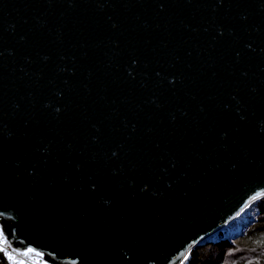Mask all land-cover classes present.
I'll return each mask as SVG.
<instances>
[{
  "label": "water",
  "instance_id": "95a60500",
  "mask_svg": "<svg viewBox=\"0 0 264 264\" xmlns=\"http://www.w3.org/2000/svg\"><path fill=\"white\" fill-rule=\"evenodd\" d=\"M262 197L264 0H0L13 250L181 264Z\"/></svg>",
  "mask_w": 264,
  "mask_h": 264
},
{
  "label": "trees",
  "instance_id": "16d2710c",
  "mask_svg": "<svg viewBox=\"0 0 264 264\" xmlns=\"http://www.w3.org/2000/svg\"><path fill=\"white\" fill-rule=\"evenodd\" d=\"M256 218L249 229L234 240L224 239L193 248L181 264H264V197L255 208ZM0 264H9L0 251Z\"/></svg>",
  "mask_w": 264,
  "mask_h": 264
},
{
  "label": "built area",
  "instance_id": "2783aa9c",
  "mask_svg": "<svg viewBox=\"0 0 264 264\" xmlns=\"http://www.w3.org/2000/svg\"><path fill=\"white\" fill-rule=\"evenodd\" d=\"M0 247H6V251L8 253V255H6L7 258H8L9 255H11L15 260L21 261V262H23V264H48L47 262H45L43 257L40 256L37 253L27 252L25 254V253L13 250L10 247V244L8 243V241H7V245L6 246L5 245H0ZM8 263L10 264L9 258H8Z\"/></svg>",
  "mask_w": 264,
  "mask_h": 264
},
{
  "label": "rangeland",
  "instance_id": "374dc122",
  "mask_svg": "<svg viewBox=\"0 0 264 264\" xmlns=\"http://www.w3.org/2000/svg\"><path fill=\"white\" fill-rule=\"evenodd\" d=\"M263 198V197H262ZM258 201V200H257ZM257 201L253 204V206H254V211L252 212L253 214H252V217H251V219L249 218V220H248V222H244V223H242V224H239V227H238V229H237V231H233L232 229H225V230H223V231H220L219 233H217L216 234V238L218 239V237H219V235H222L223 236V238L224 239H227V240H234L235 238H237V237H239V236H242L248 229H249V227L253 224V222H254V220H255V218H256V213H255V208H256V203H257ZM250 217V216H249ZM240 234L239 236H235L236 234ZM187 256H188V254H187ZM187 256H186V258H187ZM185 258V259H186ZM184 259V260H185ZM183 260V261H184ZM182 261V262H183Z\"/></svg>",
  "mask_w": 264,
  "mask_h": 264
},
{
  "label": "bare ground",
  "instance_id": "6f19581e",
  "mask_svg": "<svg viewBox=\"0 0 264 264\" xmlns=\"http://www.w3.org/2000/svg\"><path fill=\"white\" fill-rule=\"evenodd\" d=\"M254 202L244 207L241 212L227 225V229H232L234 232L237 231L239 224L248 222L249 218L252 217V212L254 211ZM250 216V217H249Z\"/></svg>",
  "mask_w": 264,
  "mask_h": 264
},
{
  "label": "snow or ice",
  "instance_id": "6c2138e0",
  "mask_svg": "<svg viewBox=\"0 0 264 264\" xmlns=\"http://www.w3.org/2000/svg\"><path fill=\"white\" fill-rule=\"evenodd\" d=\"M0 245H7V240L4 238L3 232H0ZM0 251H4L5 254L8 255L6 247H0ZM29 252H31V249H29ZM8 258L10 264H23V262L15 260L11 255H9Z\"/></svg>",
  "mask_w": 264,
  "mask_h": 264
}]
</instances>
